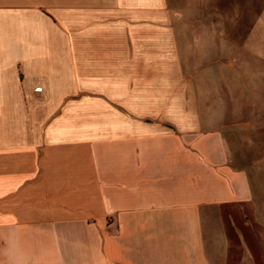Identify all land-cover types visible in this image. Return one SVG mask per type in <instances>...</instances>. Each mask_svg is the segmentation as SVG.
I'll use <instances>...</instances> for the list:
<instances>
[{"label": "crops", "instance_id": "obj_1", "mask_svg": "<svg viewBox=\"0 0 264 264\" xmlns=\"http://www.w3.org/2000/svg\"><path fill=\"white\" fill-rule=\"evenodd\" d=\"M203 1L0 0V264H264V138L188 69Z\"/></svg>", "mask_w": 264, "mask_h": 264}, {"label": "rangeland", "instance_id": "obj_2", "mask_svg": "<svg viewBox=\"0 0 264 264\" xmlns=\"http://www.w3.org/2000/svg\"><path fill=\"white\" fill-rule=\"evenodd\" d=\"M201 12L188 16V23L214 24L219 32L214 38L197 33L189 56L203 62L189 63L188 69L202 77V102L224 109L207 114L225 128L250 123L247 137L258 143L264 138V0H204ZM248 163L258 166L256 160Z\"/></svg>", "mask_w": 264, "mask_h": 264}]
</instances>
